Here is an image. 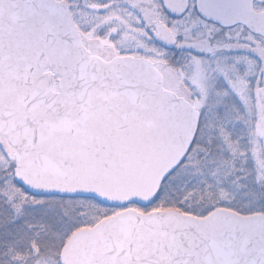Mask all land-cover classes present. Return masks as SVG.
Here are the masks:
<instances>
[{"label":"snow or ice","instance_id":"6c2138e0","mask_svg":"<svg viewBox=\"0 0 264 264\" xmlns=\"http://www.w3.org/2000/svg\"><path fill=\"white\" fill-rule=\"evenodd\" d=\"M0 264H264V0H0Z\"/></svg>","mask_w":264,"mask_h":264}]
</instances>
